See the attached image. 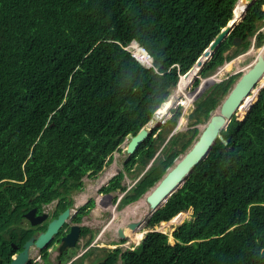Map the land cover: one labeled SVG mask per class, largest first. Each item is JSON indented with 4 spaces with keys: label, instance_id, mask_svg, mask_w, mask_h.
<instances>
[{
    "label": "trees",
    "instance_id": "obj_1",
    "mask_svg": "<svg viewBox=\"0 0 264 264\" xmlns=\"http://www.w3.org/2000/svg\"><path fill=\"white\" fill-rule=\"evenodd\" d=\"M237 1L0 0V255L10 237L18 241L30 200L63 198L82 186L87 171L97 174L152 118L177 73L202 54V62L209 59L223 31L203 76L223 62L235 38L248 47L247 38L264 24V0L243 20L235 15ZM135 41L152 56V68L125 49ZM263 42L259 33L257 48ZM239 77L214 84L197 112L211 113ZM179 115L177 109L166 125ZM197 133L179 142L181 153ZM152 148L151 134L124 167H146ZM179 151L151 165L122 205L151 189ZM122 177L100 191L121 188ZM144 230L139 249L103 250L99 264H116L120 254L121 264H264V76Z\"/></svg>",
    "mask_w": 264,
    "mask_h": 264
},
{
    "label": "water",
    "instance_id": "obj_2",
    "mask_svg": "<svg viewBox=\"0 0 264 264\" xmlns=\"http://www.w3.org/2000/svg\"><path fill=\"white\" fill-rule=\"evenodd\" d=\"M256 0H238L235 8L236 18L243 20L247 10ZM226 30L214 41V45L217 47L225 38ZM241 43L240 38H235L232 42V46H239ZM264 76V46L259 50L258 55L234 86L230 89L224 100L220 103L217 111L212 114L204 125L202 132L198 134L197 139L191 144L189 149L177 159L171 167L167 169L164 175L158 180V182L146 192L145 202L148 205L150 218L158 209L162 208L167 200L176 193L184 184L186 178L191 173L192 169L204 160L217 138H220V132L226 127V123L230 122L233 114L241 106L242 102L250 99L255 92V86L259 80ZM156 117H152L145 127H142L138 133L129 138L126 146V154L132 155L138 150L140 145L145 141L148 134L151 131ZM89 173V172H88ZM34 210L27 213L32 225L40 223L45 220L46 215L43 214L37 221L32 219ZM68 216V209L59 214L55 219L51 220L47 229L36 237H31L24 243L23 249L16 256L13 257L11 262L7 264H27L29 261V249L31 246L38 250L44 249L51 241L53 236L57 233L59 228L64 224L65 219ZM143 219L129 222L119 226L117 229L118 238L124 240L127 239L128 232H134L138 228L142 227ZM146 225V222H145ZM80 234V228L77 225L71 226L69 232L61 238L60 247L58 251L61 253L66 250L67 247H73ZM145 241V237L141 243Z\"/></svg>",
    "mask_w": 264,
    "mask_h": 264
},
{
    "label": "rangeland",
    "instance_id": "obj_3",
    "mask_svg": "<svg viewBox=\"0 0 264 264\" xmlns=\"http://www.w3.org/2000/svg\"><path fill=\"white\" fill-rule=\"evenodd\" d=\"M260 26H263V27L259 30V32H263L264 33V24L263 23L262 24H258V27H260ZM248 41L250 42V45H249L248 48L245 49V47H244L245 44L243 45V43H246V42H241L239 44V46H232L230 49H228L224 53L223 56H224L225 60H224L223 66H220L219 68H217L218 75L214 76L215 71H211V72H209V74H206L203 77L201 76V80H203L204 78H207V77H213L216 80V82L217 81H222V80H226L229 76H233L234 74L236 75V74L240 73V75H241L247 69H249L251 64L255 60L256 56L258 55L260 49H258L256 47V45H255L254 49H250L252 44H254V38H248ZM214 48H215V46H213V50L212 51H214ZM204 57L202 59H204ZM227 57H231V58L230 59H226ZM211 58L208 59V61L202 66L204 69L207 67V65H208L209 61L211 60ZM202 59H201V62H202ZM152 61H153V58H152ZM199 64H200V61L195 66H192V68L198 66ZM228 64H231V65H228ZM225 65L230 66V67L228 68V71L224 73V71L226 70V67H227L226 66L222 70V74H221L220 70ZM152 66H153V64H152ZM238 79H236L233 83L230 84L228 92L234 86V84L238 81ZM191 84H192V82L189 83V86L186 88V91L190 92ZM212 86H208L204 92L200 93V95L198 96L197 100H194L195 104L193 102L190 105H188L187 107H184V110H185L184 112H186L188 114L192 112V115H191V118L189 119V116L187 114L183 113V115L181 116L180 120L178 121V123H179L178 128L181 129V131H175L177 127L175 129L172 128L171 130H169L168 127L161 128V137L164 140V142H166L167 139L171 135V139H170V141L168 143V145L170 147L166 150V152H168L169 150H172L173 148H174V150L176 149L177 151H179L178 150L179 149V144H180L179 142L182 141L184 138H187V137L191 136V131L194 130V129H197L198 133H197L195 139L193 140V142H194L197 139L198 134L200 133V130H199L200 126L205 125L207 120L209 119V117L217 111V109L220 106V103L224 100V97L221 100H219V102H216V106L211 111V113L210 112H205V114H203V113H198L197 112L198 106L206 98V97H202L203 94L206 92L205 96H207V94L211 91ZM196 91L197 92L200 91V87H198L197 90L195 89V92ZM228 92H227V94H228ZM172 93L173 92H171V95H172ZM197 94L198 93H196L194 98L192 96L190 98L191 99H195ZM226 95H225V97H226ZM187 96L188 95H186V97ZM185 99H187V98H185ZM177 101H178V99H176L175 103L173 101L172 105L174 104L175 106H177V104H176ZM185 122L186 123L188 122V123L186 124ZM178 123H177V125H178ZM156 139H158V138L156 137V135H154V140H156ZM175 140L177 141V144L174 143ZM125 143H127V140H125ZM163 143H156V145L158 146V149L160 148V146ZM124 144L122 145V149H123ZM188 149H189V146L187 147L185 152ZM184 153L182 152L176 159H174L173 163L177 159H179V157L181 155H183ZM127 160H128L127 159V154L124 153V152H120V154H114L112 166L115 169L114 173L116 171L117 172H123V174L125 175V178H124V180L122 182V185L126 186L127 188H129L133 183H135L141 177V175L146 170H144V167H139V164L138 165L137 164L134 165L129 170L126 169L124 167V163L127 162ZM109 172H112V170H109L107 167H105L103 169V171L99 174V176H100L99 178H96L95 176L90 177V179H86L85 178L84 179L83 192L75 193V191H73V197H74L73 201H74L75 206L79 205L80 203H84L88 199L89 196H92L95 199L96 198V190L101 185L105 184L106 179L109 177L107 175V174H109ZM103 176H104V179L102 180ZM116 194H117L116 197H118V200H119L121 195L118 192ZM144 197L145 196H143L139 201H136L135 203H133V204L127 206V207H124L123 210L118 211L115 214H114V212H115V207L114 206H109L107 208V206L110 204L109 201H111V200H109L108 198H104L101 201V208H100L101 209V211H100L101 219L104 220L105 224L110 223L109 224V229L110 230L107 231L106 234H105L106 238L100 240V245L99 246L101 248L106 249V250H111L110 248L102 247V244L107 246V242L110 241L109 239H116L115 231L122 224L133 222V221H137V220H139L142 217L144 218V222H145V220L147 218V213H146V210H145V209H147V207H146L147 205L146 206L143 205L144 208L140 209V207H141L140 203H143L141 201H142V199H144ZM144 204H146V203H144ZM95 213H97V211H95ZM113 214L115 216L112 217ZM112 219H113V221H112ZM142 224H143V222H142ZM144 228H145V225L143 224L142 227H140L137 230H135L129 237H127V239H125L124 244H119L120 240L119 239L117 240L120 248L122 249L121 250L122 252L126 249L127 246H128V248H130L132 250L139 249V246H140V243L142 241V238H144L145 233L147 232L146 230H144ZM84 241H85V239L82 240V243ZM53 248L54 247L49 249V253H50L49 256H50L51 264H56L55 255L52 252ZM83 250H84V248L83 249H79L76 252V254H74L72 259L71 258L68 259L64 264H66L69 261L74 260L75 256H77L80 253H82ZM93 250L89 251L88 254L84 257L86 260H83L82 264H97V262L101 261V258L103 257V251H101L102 249H98L99 251H95V252ZM36 252L37 251H35V250L32 251V255H31V258H30V260L32 262L31 264H42V261H41L42 258L39 259V256L37 255ZM37 259H39V260H37ZM89 260L91 261L90 263H89ZM74 264H80V263H74ZM116 264H121L119 257H118V261L116 262Z\"/></svg>",
    "mask_w": 264,
    "mask_h": 264
},
{
    "label": "flooded vegetation",
    "instance_id": "obj_4",
    "mask_svg": "<svg viewBox=\"0 0 264 264\" xmlns=\"http://www.w3.org/2000/svg\"><path fill=\"white\" fill-rule=\"evenodd\" d=\"M116 175L117 174H115L113 177H115ZM123 180L124 178L120 180V185L122 184ZM83 188H84V184L83 187L81 186L80 188H75L70 190L66 195H64L63 198L60 197L55 198L49 203H41L40 205H36L33 204L32 200H30V202L27 204L26 210L22 214V220L20 221L19 230L17 232L18 241L17 242L12 241L11 237L10 240L8 239L7 251L5 253L2 252V254L0 255V264H7L8 262H10L13 256H15L17 253L22 251L25 242H27L31 237H36L39 234L43 233L47 229L48 223L67 209H68L67 218L65 219L64 224L59 228L57 233L53 236L50 243L42 250L41 249L38 250L35 247L31 246L28 252L29 259L31 258L32 251L35 250L37 251L36 253L39 256V259L42 258L41 260L42 264H50V263H46L43 260V255H44L43 250L46 251L48 260L50 261L49 249L54 247L52 252L55 255L56 264H61L62 260H66L70 258L72 259L74 254H76V252L79 249L84 248L83 252L75 256V259L71 261L72 264L74 263L82 264V261L86 260L84 257L88 254L89 251L93 249L94 252L99 251L98 249H102L101 251L106 250L101 248L99 245H100V240L106 238L105 234L107 231L110 230L109 229L110 223L105 224L104 220L101 219V214H100L101 209L98 207L97 203L95 202V199L92 196H89L84 203H80L77 206H75L74 204L73 191H75V193H81L83 192ZM112 192L116 194L117 190L115 191L112 190ZM110 200H111L109 201L110 205L115 207L114 214L117 213L118 211H121L120 210L121 206L116 202V198L114 195ZM67 202H70V205H68L63 210H60L59 207L63 204H66ZM31 210H34L32 217L34 221H37L38 218L41 217L43 214L46 215L45 220H42L40 223L36 225H32L31 220L28 217H26L27 213ZM95 211H97V213H95ZM114 214L112 215V217L115 216ZM74 225H77L80 228V234L78 236L75 245L73 247H67L65 251L59 253L58 249L61 244L60 243L61 238L65 236L69 232L70 227ZM28 233H32V234L27 240L21 243V240ZM144 237H146V233ZM83 239H85V241L82 243ZM109 240L110 241L107 242V246L102 244V247H107L110 248L111 250H117V249H119L120 251L122 250L119 244H123L124 242L120 240L118 244L117 236L116 239H109ZM141 244L142 243H140V245ZM120 255L118 257H120ZM102 261L103 260L101 259V261L97 262V264H99ZM30 262L31 260L29 261V263ZM90 262L91 261L89 260V263Z\"/></svg>",
    "mask_w": 264,
    "mask_h": 264
},
{
    "label": "clouds",
    "instance_id": "obj_5",
    "mask_svg": "<svg viewBox=\"0 0 264 264\" xmlns=\"http://www.w3.org/2000/svg\"><path fill=\"white\" fill-rule=\"evenodd\" d=\"M263 10V12H264V9H262ZM263 26H260V27H258L257 29H256V31L254 32V35L253 36H251V37H249V38H254V44H252V46L250 47V49H254L255 48V45H256V36L259 34V33H263V32H259V30L262 28ZM241 39V38H240ZM241 42H243V40L241 39ZM247 42H248V44L250 45V42L248 41V38H247ZM249 45H248V47H249ZM262 46H264V42H263V44L260 46V48H258V49H261L262 48ZM247 47V48H248ZM257 47V46H256ZM125 49L130 53V56L138 63V64H140L143 68H145V69H149V68H152V56L146 51V49L143 47V46H141V45H139L136 41L135 42H132L131 44H129L128 46H126L125 47ZM143 52H146L149 56H150V60L148 61V62H145V61H143L142 60V57H141V55L143 54ZM226 52V51H225ZM224 52V53H225ZM213 53H214V51H212V53H211V55H210V58L213 56ZM224 53H223V55H224ZM206 54V53H205ZM205 54H202L201 56H199L197 59H196V61L193 63V65L192 66H195L204 56H205ZM209 58V59H210ZM223 58H224V56H223ZM231 57H227L226 59H230ZM212 59V58H211ZM224 60H225V58H224ZM224 60H223V62L221 63V64H219V65H217L216 67H214V69H212V70H210V71H208L207 72V74H209V72H211V71H215V74H214V76H216V75H218V70H217V68H219L220 66H223V63H224ZM208 60H205V61H203L202 62V64L204 65L206 62H207ZM211 61V60H210ZM210 61H209V63H210ZM208 63V64H209ZM150 65V66H149ZM228 65H231V64H228ZM192 66L188 69V70H186L185 72H178L177 73V80H176V83H175V85H172V86H170L169 88H168V95H167V97L164 99V101L162 102V104H164V103H166L168 100H169V98L172 96L171 95V92H174V91H176V90H178V88L180 87V84L182 83V81H185L184 82V85H183V89L179 92V94L176 96V99H178V101H177V106H175L174 104L173 105H171L168 109H167V111H168V116L167 117H165V119H160V118H157V114H156V112L159 110V108L162 106V104L160 105V107L154 112V114H153V116L154 117H156V121H155V123H154V125H153V127L151 128V131H150V133L148 134V136H147V138L152 134V142L154 143V148H152V151H153V154H152V159L148 162V164L146 165V167H144V170H148L149 168H150V166L152 165H154V164H156L159 160H164V159H166V158H168L169 156H170V154H172V151L174 150V148L172 149V150H169L168 152H166V150L170 147L169 145H168V143H169V141H170V139H171V135H170V137L167 139V141L166 142H164V140L162 139V137H161V128H163V127H168V129L169 130H171L172 128H176V130L175 131H181V129H179L178 128V126H179V123H178V121L180 120V118H181V116L183 115V113L184 114H187L189 117L192 115V112L191 113H186V112H184L185 110H184V107H187L188 105H190L191 103H193L194 102V100H196V99H191L190 100V102H189V104L187 105V106H185V105H182V102L184 101V98L186 97V95H189L188 94V91H186V88L189 86V83L190 82H192V84H191V88H190V91H195V89L197 90V88L198 87H200V89H202V88H204V87H208V86H212V85H214V84H217V83H220V82H222V81H224V80H222V81H217L216 82V80L213 78V77H207V78H204L203 80H201V76L203 77V74H202V70L204 69L203 67H201V68H198L199 67V65L198 66H196V67H194V68H192ZM208 66V65H207ZM227 65H225L221 70H220V72L226 67ZM178 66H176V68H177ZM206 69V68H205ZM197 70V71H196ZM191 72L193 73V74H191ZM227 72V71H226ZM230 73V72H229ZM242 75V74H241ZM240 75V76H241ZM230 77V76H229ZM186 79H188V80H186ZM227 80V79H226ZM173 94V93H172ZM189 97H191V95H189ZM176 99L174 100V103H175V101H176ZM199 102V101H198ZM194 104H195V102H194ZM177 109H179L180 110V115H179V117H178V120H177V122H176V124H174V125H166V123L167 122H169L170 120H171V118L173 117V115H174V112L177 110ZM152 116V117H153ZM150 121H152V118L143 126V127H145ZM177 123H178V125H177ZM186 123V122H185ZM187 124V123H186ZM166 125V126H165ZM177 125V126H176ZM138 133V132H137ZM136 133V134H137ZM135 134V135H136ZM154 135H156V137L158 138V139H156V140H154ZM134 136V135H133ZM130 138V137H129ZM129 138H126L125 140H127V143H128V141H129ZM146 138V139H147ZM145 139V140H146ZM125 140L122 142V144L112 153V154H110L109 156H107L106 157V161H108L109 159H111V160H109L108 161V163H106V164H104V166L102 167V169L97 173V174H95V175H91L92 174V171H87V173L81 178V182H82V187H83V184H84V179L86 178V179H90V177H93V176H95L96 178H99L100 176H99V174L103 171V169L105 168V167H109L110 165H112L113 164V157H114V154H120V152H124V153H126V146H127V143H125ZM164 142V143H163ZM172 142V141H171ZM125 143V144H124ZM156 143H163L161 146H160V148L158 149V146L156 145ZM124 144V146H123V149H122V145ZM136 152V151H135ZM134 152V153H135ZM133 153V154H134ZM131 155H127V159L130 157ZM126 163V162H125ZM124 163V164H125ZM137 165L139 164V163H136ZM135 164V165H136ZM171 167V166H170ZM132 168V167H131ZM145 171V172H146ZM89 172V173H88ZM144 172V173H145ZM119 173H121L122 175H123V177L122 178H125V175L123 174V172H117L116 171V173L115 174H119ZM144 173L141 175V177L144 175ZM115 174H111L110 173V175H108L109 177H108V180L105 182V184H103V185H101L97 190H96V198H95V201H96V203H97V205H98V207L99 208H101V201L104 199V198H108L109 200L112 198V196L114 195L115 196V198H116V202L121 206V208H120V210H123L124 209V207H127V206H129V205H131V204H133V203H135V202H132V203H130V204H127V205H122V203H121V201H122V199H123V197L135 186V184L141 179V177L135 182V183H133L129 188H127L126 186H123L122 184H121V188H119V189H116L117 190V192L121 195L120 196V198H119V200H118V197H116V195L117 194H114L112 191H110V192H107V193H104V192H101L100 190L102 189V187H106V186H108L109 185V182L112 180V179H114L115 177H113ZM113 177V178H112ZM103 179H104V176L102 177ZM122 188H125L123 191H122ZM82 189V188H81ZM150 190V189H149ZM148 190V191H149ZM115 191V190H114ZM147 192V191H146ZM146 192L137 200V201H139L143 196H146ZM145 198V197H144ZM146 205H147V203H146ZM109 206H111L110 204L107 206V208L109 207ZM147 209H148V205H147ZM149 211V210H148ZM148 215H149V212L147 213V217H148ZM153 216V215H152ZM151 218V217H150ZM150 218H146V220H145V222H146V224H147V222L149 221V219ZM140 219H143V224L145 225V222H144V218L142 217V218H140ZM139 219V220H140ZM126 224V223H125ZM143 224H142V226H143ZM123 225V224H122ZM146 226V225H145ZM115 236H117V230L115 231ZM117 238H118V236H117ZM119 240H121L122 242H125V239L124 240H122V239H120V238H118ZM143 239V238H142ZM124 244V243H123ZM128 246L126 247V249L124 250V251H126V250H129V251H133L132 249H130V248H128ZM37 249V248H36ZM42 250V249H41ZM123 251V252H124ZM60 253V252H59ZM62 253V252H61ZM18 254V253H17ZM16 254V255H17ZM15 255V256H16ZM14 257V256H13ZM13 259V258H12ZM68 259H66V260H62L61 261V264H64L66 261H67ZM29 261H30V259H29ZM29 261H28V263L27 264H29ZM11 262V261H10ZM9 263V262H8ZM48 263H50L51 264V261H49ZM66 264H72L71 263V261H69V262H67Z\"/></svg>",
    "mask_w": 264,
    "mask_h": 264
},
{
    "label": "bare ground",
    "instance_id": "obj_6",
    "mask_svg": "<svg viewBox=\"0 0 264 264\" xmlns=\"http://www.w3.org/2000/svg\"><path fill=\"white\" fill-rule=\"evenodd\" d=\"M229 67H230V66H227V67H226V70L224 71V73H225L226 71H228V68H229ZM224 73H223V74H224ZM186 80H188V79H186ZM184 82H185V81H182V83L180 84V87L178 88V90L174 91L173 94H172V96L169 98V100H168L166 103L162 104V106H161V107L159 108V110L156 112V114H157V118H160V119L163 118V119H165V117H167V112H168L167 109L172 105V102L176 99V96H177V95L179 94V92L183 89ZM206 88H207V87H204V88L200 89V91H198V92H197V91H196V92H195V91H190V92H188V94L191 95V96L194 98V96L196 95V93H198L197 96H196V98H195V99L197 100V98H198V96L200 95V93L204 92V91L206 90ZM194 92H195V93H194ZM189 95H188L187 97H185V98H187V99L184 98V101H183V102L186 103V104H184V103L182 102V105H188V104H189V102H190V100H191L190 97H189ZM246 101H247V100H246ZM246 101H245V102H246ZM241 104H242V103H241ZM240 107H241V106H240ZM240 107H239V108H240ZM239 108H238V109H239ZM238 109H237V110H238ZM236 112H237V111H236ZM236 112H235V113H236ZM235 113H234V114H235ZM234 114H233V115H234ZM182 119H183V118H182ZM230 121H231V118H230ZM229 123H230V122L226 123L225 127H227ZM180 124H181V123H180ZM181 125H182V124H181ZM203 129H204V125H203V126H200V129H199L200 132H202ZM224 130H225V129H224ZM110 173H111V172H109V174H107V175H110ZM141 202H143V203H140V204H141L140 209L144 208L143 205L146 206V204H144V203H146V202H145V198L142 199ZM140 204H139V205H140ZM146 207H147V206H146ZM145 210H146V213H148V209H145ZM136 216H137V215H136ZM134 217H135V216H134ZM132 233H133V232H131V233L128 232V233H127V236H130Z\"/></svg>",
    "mask_w": 264,
    "mask_h": 264
},
{
    "label": "built area",
    "instance_id": "obj_7",
    "mask_svg": "<svg viewBox=\"0 0 264 264\" xmlns=\"http://www.w3.org/2000/svg\"><path fill=\"white\" fill-rule=\"evenodd\" d=\"M141 57H142V60L145 62H148L150 60V56L146 52H143Z\"/></svg>",
    "mask_w": 264,
    "mask_h": 264
},
{
    "label": "crops",
    "instance_id": "obj_8",
    "mask_svg": "<svg viewBox=\"0 0 264 264\" xmlns=\"http://www.w3.org/2000/svg\"><path fill=\"white\" fill-rule=\"evenodd\" d=\"M190 118H191V116L189 117V119H190ZM187 123H188V122H187ZM111 166H112V165H110V166L108 167V169H109V170H112L111 174H115V173H116V172L114 173V170H115V169H114L113 166H112V167H111ZM110 167H111V168H110ZM102 180H103V178H102ZM107 180H108V178L106 179V181H107Z\"/></svg>",
    "mask_w": 264,
    "mask_h": 264
}]
</instances>
